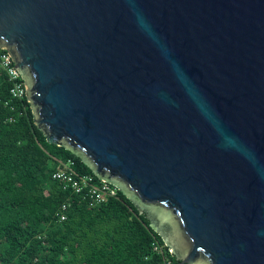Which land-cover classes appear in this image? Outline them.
Masks as SVG:
<instances>
[{
  "label": "water",
  "instance_id": "obj_1",
  "mask_svg": "<svg viewBox=\"0 0 264 264\" xmlns=\"http://www.w3.org/2000/svg\"><path fill=\"white\" fill-rule=\"evenodd\" d=\"M0 48L179 264H264V0H0Z\"/></svg>",
  "mask_w": 264,
  "mask_h": 264
},
{
  "label": "trees",
  "instance_id": "obj_2",
  "mask_svg": "<svg viewBox=\"0 0 264 264\" xmlns=\"http://www.w3.org/2000/svg\"><path fill=\"white\" fill-rule=\"evenodd\" d=\"M7 84L0 81V94ZM0 105V264H179L161 236L130 199L90 207L51 177L58 161L72 159L78 172L95 176L65 146L48 143L33 120ZM69 203L59 220L62 203ZM164 245V254L151 243Z\"/></svg>",
  "mask_w": 264,
  "mask_h": 264
},
{
  "label": "built area",
  "instance_id": "obj_3",
  "mask_svg": "<svg viewBox=\"0 0 264 264\" xmlns=\"http://www.w3.org/2000/svg\"><path fill=\"white\" fill-rule=\"evenodd\" d=\"M0 81L7 84L6 96L0 94V105L9 108L14 115L8 117L12 122L15 115H22L27 107L29 100L26 98L23 87L24 81L20 78L5 51L0 48ZM51 177L61 184L63 190L70 191L72 194L79 195L81 199L87 202L88 206L93 207L118 197V189L109 182L95 178L90 174L80 173L75 168V162L72 159L67 161H58L56 168L53 170ZM69 203L64 202L60 206L58 213L59 220L66 219V212ZM152 251L157 254H164L166 251L164 245L158 241L151 243ZM170 248L167 251L170 253ZM171 254V253H170ZM169 259L164 264H169Z\"/></svg>",
  "mask_w": 264,
  "mask_h": 264
}]
</instances>
